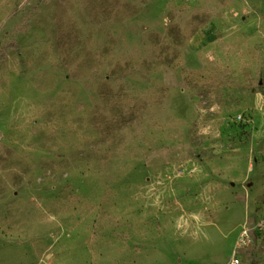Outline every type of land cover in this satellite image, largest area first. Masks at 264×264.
Segmentation results:
<instances>
[{"label":"rangeland","instance_id":"1","mask_svg":"<svg viewBox=\"0 0 264 264\" xmlns=\"http://www.w3.org/2000/svg\"><path fill=\"white\" fill-rule=\"evenodd\" d=\"M0 54V264H264V0H0Z\"/></svg>","mask_w":264,"mask_h":264},{"label":"trees","instance_id":"2","mask_svg":"<svg viewBox=\"0 0 264 264\" xmlns=\"http://www.w3.org/2000/svg\"><path fill=\"white\" fill-rule=\"evenodd\" d=\"M14 47V46H13ZM3 54H0V61L3 59Z\"/></svg>","mask_w":264,"mask_h":264}]
</instances>
